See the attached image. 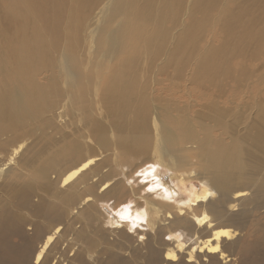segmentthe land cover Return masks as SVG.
Returning a JSON list of instances; mask_svg holds the SVG:
<instances>
[{
	"label": "bare ground",
	"instance_id": "6f19581e",
	"mask_svg": "<svg viewBox=\"0 0 264 264\" xmlns=\"http://www.w3.org/2000/svg\"><path fill=\"white\" fill-rule=\"evenodd\" d=\"M219 1L0 0V264H264V0Z\"/></svg>",
	"mask_w": 264,
	"mask_h": 264
},
{
	"label": "rangeland",
	"instance_id": "374dc122",
	"mask_svg": "<svg viewBox=\"0 0 264 264\" xmlns=\"http://www.w3.org/2000/svg\"><path fill=\"white\" fill-rule=\"evenodd\" d=\"M64 1L65 0H63V1L62 0H57V4L60 3V2H62L61 6H60V8H61V18H62L61 19V29H62V31L64 30L65 26L68 25L70 23V21H71V11L69 9V6L63 4ZM239 1H241V0H237V1H234V0L233 1H230V0H220L219 1V6L222 7L225 3H228V4H232L233 5V8H234L236 6V4L240 3ZM56 7H59V6L57 5ZM219 12L220 11L217 10V11H214V12L211 13L210 19H211L212 22H211V25L208 28V30L201 37V42H200L201 47L205 46L207 43H212L213 41H214V43H218L222 38L225 37V35H223L222 32H220L219 29H218V27L220 26L219 23H218ZM39 23H40V20L39 19H31V18H29L27 20V22H26L27 37L25 39V43L26 44L31 45V44L34 43V39L38 35L36 28L38 27ZM18 28H19V23L18 22H14L9 27L7 38L3 39V42L10 41L15 47H19L20 44H21V40L17 36V30H18ZM209 31H211V32H209ZM218 31L220 32V35H219ZM215 35L217 37L216 40H214V36ZM246 65H249L251 69L254 68L253 63L250 62V61H248L246 63ZM233 66H234V68H237V63H234ZM241 82H244V81L241 80ZM181 86H182V89H183L182 91L186 90V89H184V86H183L182 83H181ZM199 95H201V89H199ZM219 96H221V97H219V99H221V98L224 97L223 94H219ZM197 186H200V185L197 184ZM113 214H115V213H113ZM263 224H264V221H263ZM258 228H259V233H258V244H259V246H258V248L261 250V253H264V239H262L263 236H264V229H261L260 227H258ZM248 232L249 231L247 230V233ZM253 240L256 241V238L253 237L251 239H247V241H244L242 243V245L239 247V249L237 250V253L239 255L240 254H243L244 247L246 248V245L247 244L249 245V243H251ZM247 250H249V249H247ZM242 262H243V260H242ZM262 262H264V260H262L259 263H262ZM245 264H251V261H247Z\"/></svg>",
	"mask_w": 264,
	"mask_h": 264
},
{
	"label": "clouds",
	"instance_id": "9594fccd",
	"mask_svg": "<svg viewBox=\"0 0 264 264\" xmlns=\"http://www.w3.org/2000/svg\"><path fill=\"white\" fill-rule=\"evenodd\" d=\"M212 251H215V249H212Z\"/></svg>",
	"mask_w": 264,
	"mask_h": 264
}]
</instances>
